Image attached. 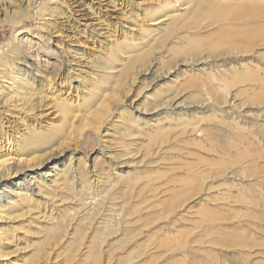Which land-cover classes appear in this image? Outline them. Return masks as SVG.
<instances>
[{"label": "rangeland", "instance_id": "374dc122", "mask_svg": "<svg viewBox=\"0 0 264 264\" xmlns=\"http://www.w3.org/2000/svg\"><path fill=\"white\" fill-rule=\"evenodd\" d=\"M66 1L73 10L67 12L70 21L67 23L66 16L58 18L64 28L55 29L53 41L56 44L63 38L58 29L70 36L67 40L73 42L70 54L71 60L75 57L73 63L78 64L75 67L80 71L93 68L87 60L82 62L78 58L76 50L84 49V54H79L94 59L107 55L109 49L114 50L116 46L124 48L123 52L129 47L138 52L151 48L149 67L152 71L132 88L125 100L126 106L133 103V109L151 108L142 103L146 94L150 100L153 97L160 100L159 104L175 101V114L184 115L186 120L159 124L156 118L148 116L150 124L156 123V126L145 127L143 133L132 137L125 138L123 130L116 133L112 129L106 133L101 129L97 132L100 136L91 138L87 145L78 144L77 138L67 143L65 150L75 151L77 156L90 155L88 165L92 168L90 171H95L93 179H98V187L93 188V199L86 202L93 205L81 211L82 206L74 207L75 200H71L72 204L62 202L60 198L68 197L63 187L65 178L53 179V176L63 165L60 162L54 168L47 165L43 171H50L43 182L44 197L51 194L46 190L50 180H58L62 189L56 192L58 197L53 202L41 200L42 195L34 197L40 201L38 209L29 214H24L28 210L24 209L13 214H22V218L0 223L1 228L9 231L6 233L11 239L6 251L11 255L5 261L36 264L31 260V253L43 246L51 253L48 264H264V25L252 19L255 16L252 12L258 8L256 13L262 12L260 17L263 18L264 8L257 3L264 7V0H247L245 4L244 0H234L241 6L227 7L222 13H215L222 10L218 9L220 0L215 5L213 1L208 2L197 15L204 25L201 32H191L189 42H193L189 44L184 39L179 43V38L185 35L182 33L161 51L153 50V40L158 35L151 34L147 38L141 29L144 25L148 27L151 16H168L186 0H94L92 9L88 5L90 0ZM47 4L48 0L38 1L27 14L11 8L9 1L0 0V48L6 50L14 44L23 46L34 41L33 52L23 47L25 55L43 57L45 52L40 50L41 44L37 45L36 34L43 23ZM235 15H240L242 20L239 26L231 24ZM222 19L226 24L218 22ZM212 23H217L215 28L206 29L205 26ZM232 32L235 33L231 35ZM231 42H235V50H226V44ZM174 46L181 48L173 52L170 49ZM193 46L203 49L194 53L188 50ZM182 50L188 54H183ZM124 53V57L129 55ZM230 53L239 54L231 55L228 60ZM216 60L220 70L252 63V82L233 87L230 96H226L206 79ZM192 66L195 67L192 69ZM179 69L188 72V77L186 74L178 77L179 82L173 77L172 81L168 79V70L175 75ZM200 69L206 74L200 75ZM155 78L160 81L152 83ZM95 92L101 94L102 91ZM109 94L110 90L107 96ZM117 109L116 104H112L115 115ZM47 118L42 117V121ZM235 123L242 126L241 130L232 129L230 125ZM195 127L199 131L193 134L191 129ZM113 165L116 171H112ZM43 171H33V186L43 181ZM241 172H245L244 176ZM38 212L45 216L39 219ZM59 224L61 229H58ZM183 246L186 248L180 250Z\"/></svg>", "mask_w": 264, "mask_h": 264}, {"label": "bare ground", "instance_id": "6f19581e", "mask_svg": "<svg viewBox=\"0 0 264 264\" xmlns=\"http://www.w3.org/2000/svg\"><path fill=\"white\" fill-rule=\"evenodd\" d=\"M6 1H9L12 6L11 8L24 10L27 14L35 8L38 1L42 3L44 1L46 2V0ZM90 1L91 3L88 5H90L92 9L94 0ZM212 1L214 5L217 3V0H186L185 4L183 3L182 6L180 5L181 7L179 6L180 8L174 9L170 12L172 14L168 16H166V14L163 16L160 14L156 17L151 16L148 27L144 25L141 30H143L142 32H144L143 34L147 38L151 36V34L158 35V38L153 40V50L156 49V51L163 50L169 41L180 37L179 35L182 33L185 35L181 36L178 42L180 43L185 39V41L188 40V43L191 44V42H193H189V40H191V34L201 32L204 25V22L202 23L200 19L201 16L197 15L201 14L199 12L204 5ZM246 1L247 0H244L243 3L245 4ZM243 3L242 5H244ZM258 4L260 7L262 6V8H264L262 3H257V5ZM237 5L238 3L235 4L234 0H226L225 2H221L220 0L218 9L222 10L215 13L225 12L227 7L228 9H236L241 6ZM253 6L254 8L256 7L255 5ZM4 7H6L5 3ZM71 8V6L69 8L66 0H48L47 7L44 11L45 14L42 15L43 23L40 25L38 34H36L39 37L37 45L41 44L40 50L45 52L43 57L41 55H36V57L25 55L23 47L26 51L33 52L34 50L32 51V49L35 46H33L32 43L34 41H25L26 43L23 46L14 44L6 50L5 48L4 50L0 48V223H10L18 218H22V214L17 216H13V214L22 212L24 209H28L24 214H29L31 211L38 209L40 201L34 197H40L42 195L43 197L40 198L41 200H45L46 203L53 202L58 197L56 192L62 189V184L60 185L58 180H50L49 185H47L46 190L51 194L47 193L45 194L46 197H44L43 191V182L49 177L48 173L50 171L44 172V167L50 164L53 166L52 168L57 167L56 165L58 162H60L59 164H61V166L63 165V167L61 170H55L53 179L63 176V178H65L63 187L68 193L67 198H60V200H62V202H71V200H75L74 207L79 205L82 206L81 211L92 204L86 202V200L93 199L92 191H94L95 189L93 188H96L98 185V179H93V173H95V171H90V169H92L90 165H88L90 155L81 153L77 156L75 151H67L64 149V146L75 138H77L76 141L78 144L87 145L91 138L95 137L97 139L100 136L97 132L101 129L106 133L112 131V129H114L116 133L123 130L124 137L129 138L135 134L143 133L145 127L151 129L153 128L152 126H156V123L154 125L150 124V118H147L148 116L156 118L159 124L165 121H170L172 123L174 121L184 122L186 120L184 115L175 114V101H167L159 104L160 100L156 101V97L150 100L146 94L143 96L142 103L143 105H149V107L152 106L151 108H146L145 110H140L138 108L133 109V103H129V107L128 105L126 106L125 100L128 98L132 88L137 86L141 77L152 71L151 67H149L151 66L149 64H152V56H149V53L152 51L151 48L145 52H138L137 49L129 47L125 48L127 49L126 51L129 52L125 54L124 52L126 51H122L124 48H118L116 46L113 48L115 51L109 49L110 53L107 55H100L98 58L94 59L89 57L85 58V56L80 55L79 52L84 54V49L79 51L76 50L75 53L79 55L78 58L82 62H84L83 60H87L88 64H91L93 68L89 69V71L86 69L85 71H80L79 68L75 67V65L78 66V64L73 63L75 57L71 60L70 54V45H72L71 43L73 42L70 43V41L67 40L70 36L65 35V32L62 31L64 27L62 23H59L58 19L59 17L65 18L66 16L65 20L68 23L70 20L69 17H67V12H72L73 10ZM257 10H260V8ZM257 10H253L254 12L249 10V12L255 14L252 19L256 22L260 21L264 25V16L263 18L260 17L262 12L256 13ZM71 17L72 15L70 18ZM19 21L21 22L20 18ZM218 22L226 24L227 21L222 19ZM217 23H212L205 27L206 29H210L209 27L215 28L214 26H216ZM231 24L233 26L241 25L242 20L240 19V15L233 16ZM51 26H53L54 31L50 30ZM60 26H62V30L58 29V34H61L63 38H59L57 40L58 42L55 44L53 41L54 35L57 33L55 29L60 28ZM88 29L89 26L87 27V30ZM221 30L223 31L224 29ZM72 32L74 31L72 30ZM234 33L235 32H232L231 35ZM73 35L75 37L76 34ZM103 37L106 36L104 35ZM63 44L64 46H62ZM10 45L11 44H9V46ZM244 45L247 46L250 44L244 43ZM235 47V42L226 44V50L232 51L235 50ZM180 48H175L174 46L170 50L175 52ZM202 49L201 47L196 49L193 46L188 50L196 53L202 51ZM249 51L252 50L250 49ZM182 52L183 54H188L186 50H182ZM123 53L129 55L124 57ZM236 54L239 53H230L225 57L229 60L231 55ZM243 57L245 56L243 55ZM207 60H210V57H207ZM218 62L219 61L216 60L215 63L211 64L212 72L206 76V79L210 81L211 85H216V88L222 90V92L224 91L226 96H230L233 87L252 82V63L244 65L238 64L220 70L217 65ZM194 67L195 66H192V69ZM255 70L258 72L257 68ZM199 71L200 75L206 74L204 69H200ZM83 72L86 73L83 75ZM166 73L168 79L173 77L177 82H179L178 77L183 78L184 74H189L188 72L184 73L180 71V69L175 75H173L170 70ZM206 79L203 77L204 81ZM157 80L159 79H153L152 83H155ZM171 83V85H173L174 82ZM202 85H204V82ZM101 86L103 87L100 88ZM98 89L102 91L101 94L95 92ZM109 90L111 94L107 96ZM94 98L96 99L89 105L90 101ZM112 104H116V107H118L116 112L117 115H115L114 110H112ZM46 116H48V118L43 122L42 117ZM117 118L119 120H117ZM76 123H78L77 126ZM230 126H232L234 131H239L242 128L239 123ZM191 130V132L195 134L199 131V128L195 127ZM74 134H76V136L73 137ZM232 140H230V142ZM233 142L235 141L233 140ZM251 144L252 142H249V145ZM252 145L254 146L255 144ZM96 166L94 167L95 169ZM81 167L84 168V173L83 170L82 172L80 171ZM112 168V171L117 170L115 165H113ZM38 170L43 171L41 174L43 181L37 182V186H33V184H35L32 176L34 174L33 171ZM236 172L237 171H235V174ZM189 173L192 172L189 171ZM244 173L242 174L241 172V175L244 176ZM224 174H226V171ZM236 175L239 176L240 172ZM239 186H241V184ZM32 187H34V189H32ZM54 188L56 189L54 190ZM70 194L73 196L71 197ZM98 200L99 198L96 199L94 208L97 206L98 203L96 202ZM72 203L73 202H71V204ZM76 213L78 212L76 211ZM37 216L40 219V217H44L45 215H42V212H38ZM61 228L62 225L59 224L58 229ZM6 232L9 233L8 230L0 227V264H15L16 261H5V259L11 255L6 252L7 249L10 248L8 242L11 241ZM52 232L53 230L50 229L48 233L51 234ZM50 236H48V238ZM62 236L64 237L65 235ZM52 239L54 241V238ZM56 243L55 241V244ZM45 244L46 243H44V246ZM47 244H49L48 240ZM186 246L181 247L180 250L185 249ZM40 247L41 249L39 248L38 252L35 251L34 253V251H32L31 260L36 264H48L51 258L50 250L42 248L43 246ZM97 264H99V262H97Z\"/></svg>", "mask_w": 264, "mask_h": 264}]
</instances>
